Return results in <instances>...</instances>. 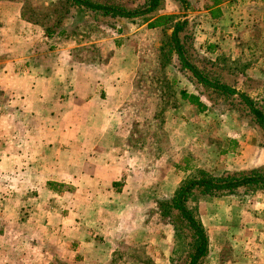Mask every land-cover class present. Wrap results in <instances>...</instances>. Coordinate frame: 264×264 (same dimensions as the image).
<instances>
[{
    "label": "crops",
    "instance_id": "crops-1",
    "mask_svg": "<svg viewBox=\"0 0 264 264\" xmlns=\"http://www.w3.org/2000/svg\"><path fill=\"white\" fill-rule=\"evenodd\" d=\"M260 1L212 3L199 13L205 19L200 20L204 39L232 44L227 54L248 65L242 74L252 79L264 77V3ZM24 6L19 0H0V10L7 11L0 29L9 35L1 74L19 79L13 85L7 82L26 97L22 105L27 116L21 122L26 125L22 137L28 144L23 153L42 156L40 172L36 170L41 176L35 173L34 178L40 185L67 184L75 186L76 193L83 192L82 200L77 194L67 197L74 203L68 213L53 207L40 210L32 219L42 226L22 228L26 250L39 261L31 264H171L175 236L173 227L164 223L159 203L171 198L192 173L185 170L187 160L195 154L203 157L213 147L208 143L203 148L205 115L197 107L180 94L174 109L170 99L148 95L156 83L136 81L150 72V63L144 64L150 59V48L144 44L155 45V40H145L158 31L149 27L154 20L139 24L132 34L118 33L109 39L114 44L129 39L141 43L148 55L134 49V68L122 65L110 72L108 63L75 66L71 59L76 45L66 52L45 51V40L59 44L60 36L52 39L37 33L36 46L32 45L30 27L37 26L23 16ZM208 22L212 25L205 26ZM221 22L224 30L218 27ZM115 56L118 64L127 58L125 52ZM143 129L148 131L141 133ZM235 130L229 136L232 148L218 150V162L228 160L219 167L223 171L263 167L264 147L257 134L240 127ZM157 131L164 141L159 148ZM139 138L140 142L130 143ZM63 152L73 160L61 162ZM199 215L211 243L204 264H264V194L207 198L199 204Z\"/></svg>",
    "mask_w": 264,
    "mask_h": 264
},
{
    "label": "rangeland",
    "instance_id": "rangeland-1",
    "mask_svg": "<svg viewBox=\"0 0 264 264\" xmlns=\"http://www.w3.org/2000/svg\"><path fill=\"white\" fill-rule=\"evenodd\" d=\"M19 1L25 4L23 16L27 18L31 24L34 23L33 25L37 26V29L35 27H30L33 34H31L32 32L29 30L30 37L33 38L30 40L32 45L36 46L37 33H39V36L45 33L48 38H52L53 36H57L62 30H66V35L62 37V41L59 44L52 43L49 45L50 41L45 40L44 48L49 54L56 53L58 50L66 52V49H68L70 45H76L79 47L72 49L73 54L71 59V62H73L75 66L88 68V64L97 65L100 63H108L110 65V72H115L118 68H121L122 65L129 69L134 68L136 66V63L132 59L134 49L137 51H145L144 54L146 55L147 50L144 46H148L150 48V59L144 60V64H146L147 61L150 63V66L148 65L150 72L136 78V81L139 83H156L155 88L151 90L152 92H149L148 95L156 94L170 99L171 104L174 105V109H177L178 98L183 90L200 95L202 101L207 106L206 110L202 112L203 115H205V123L203 125L205 131V144L203 148L205 149L208 143L213 148L208 151L206 150L203 157L197 158L196 154L193 155V158L191 157V160H189L187 164L185 163L184 166L195 165L200 170L215 176L228 172H236L228 170L223 171V169L219 167L221 163H228V160H223L221 158V163H219L218 150L232 148L233 144L230 143L229 136L236 131L235 129L237 127L255 132L257 134V141L261 142V144L264 143V135L261 130L251 123L250 117L243 115L236 108V102L232 101L235 103L234 104L230 100L212 94L210 91H206L202 85L197 83L191 73L182 69L178 57L174 52L172 42L170 41L172 30L156 29L158 30L156 33H150L145 40L147 42H153L155 40V45L144 44L143 46L141 43L134 44L130 39L127 40L128 42L126 44H124L122 40H120V44H117L119 41H116L117 43L114 44V42L109 39H112L118 34L116 27L114 28L111 25L95 21L92 17L81 12L77 7L71 6L69 0ZM94 1L121 5L130 9L141 8L147 2V0ZM185 2L183 6V4L177 0H162L160 10L149 18L155 19L160 16H171L173 17V22H187V26L181 33V40H183L184 50L189 61L206 74L220 79L232 87L240 89L249 94L252 98L259 101L264 99V77L252 79L242 74L248 69V65H243V61L234 60L227 54L229 50L233 49L232 44L220 41L211 43L206 41L200 34V32L204 31L202 27L200 28V25H202L200 20L204 21L205 19L204 15L199 13L202 12V9L205 7L211 8L212 6L210 7V4H212L213 1L185 0ZM260 2L264 3V0ZM4 14L7 15V11L4 9L0 10V20L2 21L5 18ZM147 19L148 18L122 19L120 22H116V24L122 28V35L126 36L132 34V31H134L139 24L146 23L145 21H147ZM208 24L212 25L211 22H208L205 26H208ZM218 27L223 30L226 28L225 24L222 22ZM2 29L3 28L0 29V39H4V41H0V264L39 263L36 255L31 257L30 252L26 250V244L28 243L27 236L26 232L24 233V231H22V228L26 227L27 224L31 227L42 226L43 223H37L38 219L34 217L32 219V216L35 215L34 213L40 212V210H52L51 208L53 207V209L61 211L62 213H68L69 206L74 203L67 199V197L69 198L70 194H73V196L77 194L78 199L82 200L80 196L83 192L76 193L77 188L67 184H61L58 187L42 186L39 183L40 181H38L39 178L34 179L36 178L35 173H37V171L40 172L38 165L42 162L40 161L42 156L32 157L23 153L25 145L28 144L22 137L26 125L21 122V119H25V116H27V108H24L22 105L26 97L23 91H19L20 89H11L13 82H18L19 79L12 80L10 76L6 79V76L1 74V70L6 67V65H4L6 61H4V54L2 53H5V50L8 49V43L5 42V39H8L9 36L7 33L4 34V30ZM50 32H54V35L51 36ZM102 36H106L104 37L105 40L108 39L109 41L105 43H96L104 40ZM117 52H125V56H127L123 62L120 59L119 64L117 63V59H115V53ZM64 62L65 67H67L66 64L68 63L66 60H64ZM167 83L169 84L166 86ZM148 95L144 97L148 98ZM32 99H35V97ZM7 116H13L16 121H10ZM199 123H202V121ZM201 128L202 125L198 124L197 130L200 131ZM147 131L148 130L143 129L141 133H146ZM218 132L221 134V141L219 144L216 143ZM198 133L202 134L201 131ZM157 134V148H159L160 145L164 144V141L162 139L160 140V136L163 134L159 131H157ZM212 140H214V144H212ZM147 141L148 139H145V143H147ZM136 142H140V138L130 139V143L134 144ZM198 143H201L200 139ZM64 148H69L71 150L74 146L73 148ZM64 148L62 151H64ZM70 157L69 154L67 155L66 152H63L60 154V161L63 163L67 162L68 159L72 161L73 159ZM196 160H198V162H196ZM76 161L82 162L80 158L76 159ZM37 176L40 177L41 173H37ZM32 182H36L37 185L39 183V185H32ZM42 183H44V180H42L41 184ZM259 194H264V191H259L254 194H240V196H254ZM52 196L55 197L53 198ZM76 206H79V203H76ZM163 219L164 223L171 225L167 218L163 217ZM206 230L208 232L207 228ZM173 231L175 240L172 261L175 257V250L177 248L181 249L182 246H184L181 245L184 240L180 243L177 239L174 227ZM227 255H229V252H226L225 256L227 257ZM224 259L227 260L228 258ZM172 261L171 264H173Z\"/></svg>",
    "mask_w": 264,
    "mask_h": 264
},
{
    "label": "trees",
    "instance_id": "trees-1",
    "mask_svg": "<svg viewBox=\"0 0 264 264\" xmlns=\"http://www.w3.org/2000/svg\"><path fill=\"white\" fill-rule=\"evenodd\" d=\"M177 1H180L183 6L186 3L185 0ZM212 1L214 5H218L230 0ZM69 2H71V6L77 7L95 21L116 27L119 34L123 30L116 22H120L122 19L148 18L146 22L154 20L149 24L150 28L172 30L170 41L182 69L191 73L192 77L206 91L236 102V104L232 103L243 115L250 117L251 123L257 126L264 135V99L261 101L254 99L249 94L206 74L193 65L185 53L183 40H181V33L188 23L173 22L171 16L149 18L160 10L162 0H147L143 7L137 9L94 0H69ZM50 35H54V32H50ZM65 35L66 30H62L57 36ZM181 96L183 100L188 101L201 112L206 110L207 106L200 95L183 90ZM261 145L264 147V143ZM185 170H190L192 173L186 176L171 198L160 202V207L162 216L167 218L174 227L177 239L180 243L184 240L181 244L184 246L175 250L172 263L204 264L211 248L208 232L199 216V204L207 198L239 196L240 194L264 191V166L252 170L228 172L218 176L204 172L195 165H187Z\"/></svg>",
    "mask_w": 264,
    "mask_h": 264
}]
</instances>
